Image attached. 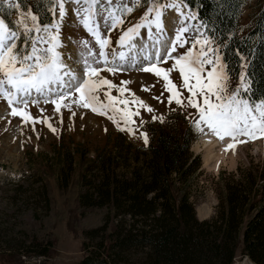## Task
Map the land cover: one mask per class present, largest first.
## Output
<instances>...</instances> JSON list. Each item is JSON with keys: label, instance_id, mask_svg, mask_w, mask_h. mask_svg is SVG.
Returning <instances> with one entry per match:
<instances>
[{"label": "rangeland", "instance_id": "obj_1", "mask_svg": "<svg viewBox=\"0 0 264 264\" xmlns=\"http://www.w3.org/2000/svg\"><path fill=\"white\" fill-rule=\"evenodd\" d=\"M0 2L13 8L9 17L12 24L8 23L12 26L9 28L21 33L18 47L23 46L24 26L32 25L28 16L29 11H25L20 5L18 8L13 7L14 4L18 5L14 0H0ZM122 2L132 6L133 0H122ZM243 2L237 31L240 34L247 31L252 16L262 0H243ZM65 7L67 18L61 29V41L64 46L60 51L63 53V59L69 60L70 66L78 72V75H82L84 65L80 55L83 51L81 41H88L93 51H98V45L94 37L78 23V17L73 11L76 5L68 3ZM0 9L3 8L0 7ZM146 9L147 5L136 7L132 13L123 18L124 23L115 30L101 28L102 35H107L111 40L110 47L106 49L109 52L110 61L113 50L117 53L128 51L127 47L121 48L117 41L127 28L140 21ZM184 11L187 12L188 9L184 8ZM170 12L175 14V20H179L175 10L169 9L165 15ZM57 17L58 12L53 19ZM0 20L5 22L1 12ZM188 24L197 25L194 20L188 21ZM175 26L174 23L170 31H167L164 26V32L159 34L160 39L173 38ZM166 31L169 33L167 36ZM151 35H158L154 27ZM185 35L190 37L194 33ZM133 40H138V48L132 53L138 60L146 55L145 51L155 52L156 50V47L152 45L154 40L150 38L148 28L140 29V35L133 37ZM140 45L147 47L141 49ZM189 47H191V41L183 48L178 47L173 56L177 53H185ZM28 50L30 51V47ZM77 61L81 62L77 63ZM89 62L91 63L90 58ZM116 63L122 62L117 58ZM174 63V60H169L158 67L168 69ZM93 66L102 67L103 65L94 64ZM145 66H148L147 62ZM100 77L108 79L117 86L111 89V95L116 97L117 101L123 99L129 102L126 109L125 105L118 102L117 107L126 111H139L138 116H132V120L135 121L129 125L133 129L132 132L127 128L124 131L119 130L113 120L108 118V115H112L111 112L108 115H99L90 108L73 105L71 111L61 107L60 113H57L54 111L55 105L45 104L43 99L38 104H30L26 111L33 118L40 120L44 117L51 118L49 122L56 131L53 132L44 122L36 123L34 127L31 123L22 125V117L11 116V107L0 97V259L2 264H37L40 260L41 263L47 264H77L86 251L82 245L83 230L97 227L104 219L102 209L82 213L83 210L78 202V196L83 190L81 178L89 177L91 173L97 171L100 162V158L97 159V157H102L108 152L115 154V165L118 171L122 169L127 171L129 169L127 163L133 167L140 166L147 156L150 158V147L154 145L161 131L173 135L183 131L190 139L188 153L192 156L191 159H199L195 173L188 175L187 180L190 200L194 202L196 216L199 219L209 218L218 210L225 181L238 180L245 185L246 178L254 177L258 183L255 190L259 194L257 196L251 194V197L253 201H257L260 197L261 185L264 182L258 175L260 171H264V138L237 144L234 159L229 158L230 152L227 151L225 159L217 168L206 165L204 152L196 150L194 145L203 137L216 136L206 127L204 133L198 132L195 127L199 119V107L193 108L188 105L187 101L191 94L183 87L184 81L179 68L169 73V79L176 86L175 91L178 93V97H173L171 103H169V97L172 93L165 89L166 82L163 76L157 77L154 72L139 71L136 67L123 64V67L115 74L104 70L100 72ZM238 80L239 78L236 81L231 78L232 86H235ZM122 81L129 83L122 85ZM189 83L192 84L194 81ZM120 87L126 89L123 95L118 90ZM145 88L148 90H143ZM107 91L108 88L105 85L98 92L100 100L104 103H107L105 96ZM73 95L75 98L79 97V93ZM33 97H38V94L33 93ZM176 98L182 100V105L175 102ZM135 99L143 101L154 111L148 112L145 107L133 103ZM196 99L199 104H202L199 96ZM67 102L71 103V99ZM41 109L44 111L41 112ZM72 112H75V115H72ZM154 116L158 119L153 120ZM117 119H119L118 116ZM120 126L125 127L122 121ZM142 133L147 134V143ZM241 139L246 138L241 137ZM65 175L68 177V182L63 187ZM44 191L50 201H47ZM24 232L30 236H36L42 243H51L50 256H27L23 252L24 248H20L23 239L27 238L24 237ZM241 244L239 243L236 250L234 264H254L248 257L242 255ZM10 251L19 253V256L13 259ZM23 254L25 256H22Z\"/></svg>", "mask_w": 264, "mask_h": 264}, {"label": "trees", "instance_id": "obj_2", "mask_svg": "<svg viewBox=\"0 0 264 264\" xmlns=\"http://www.w3.org/2000/svg\"><path fill=\"white\" fill-rule=\"evenodd\" d=\"M16 2L38 14L41 25L53 20L47 0ZM185 3L205 25L204 32L219 49L232 80L243 72L251 94L256 98L264 94V0L242 34L237 31L243 0ZM0 7L6 24H12L13 8L2 2ZM189 144L183 131L174 135L161 131L150 147V158L140 166L127 163V171L117 170L113 152L97 157V171L80 180L83 190L78 202L82 213L104 210V219L97 227L83 230L86 251L77 264H234L239 243L242 255L264 264V184L253 201L251 194H259L257 179L246 178L245 185L225 181L218 210L199 219L187 185L199 159H191ZM258 177L264 182V171ZM64 178L63 187L68 182L67 175ZM46 199L50 201L48 195ZM24 237L20 248L25 254L50 256L51 243L25 232ZM9 253L13 259L19 256Z\"/></svg>", "mask_w": 264, "mask_h": 264}, {"label": "snow or ice", "instance_id": "obj_3", "mask_svg": "<svg viewBox=\"0 0 264 264\" xmlns=\"http://www.w3.org/2000/svg\"><path fill=\"white\" fill-rule=\"evenodd\" d=\"M47 3L48 10L54 17L58 12V17L41 25L39 15L29 11L32 25L24 26L23 46L18 47L17 43L21 33L11 30L0 20V97L11 107V116L22 117V125L31 123L34 127L36 123L44 122L53 132L56 131L49 122L51 118L44 117L40 120L33 118L26 111L30 104H38L43 99L45 104L55 105L54 111L57 113H60L61 107L71 111L73 105L90 108L99 115H108L111 112L112 115H108V118L113 120L119 130L124 131L127 128L132 132L133 129L129 125L135 123L132 116H138L139 111H126L129 102L123 99L117 101V98L111 95V89L117 86L100 77L101 71L107 70L115 74L123 64H127L128 67H136L139 71L154 72L157 77L163 76L165 89L172 93L169 103L173 97H178L176 86L169 79V73L179 68L184 81L183 87L191 94L188 105L199 107V119L195 127L200 133H204L206 127L221 141L228 138L231 142L226 145L224 151L234 150L239 143L264 138V94L258 98L251 94L250 83L243 72L238 83L232 86L230 74L219 49L214 47V41L201 31L205 25L188 24V21L196 20L198 14L191 9L184 11V8L188 7L185 0H133L132 6H127L122 0H47ZM68 3L76 5L73 11L78 17V23L94 37L98 45V51H93L88 41H81L83 51L80 55L84 65L82 75H78L65 63L63 53L59 51L64 46L61 41V29L67 18L65 5ZM145 5L147 9L140 21L127 28L117 41L121 48L127 47L128 51L117 53L113 50L110 61L106 49L110 47L111 40L107 35H102L101 28L115 30L124 23L125 16L132 13L136 7ZM13 7L18 8L19 5L14 4ZM169 9L177 12L179 20L175 22L174 37L161 40L159 34L164 32L163 17ZM153 27L158 35H151ZM142 28L150 30V38L159 47H156L151 56L144 55L138 60L137 56L132 54L138 47L132 40L140 35ZM187 33L194 35L189 37L185 35ZM190 41L191 47L186 49L185 53L173 56L178 47L183 48ZM139 47L142 49L143 45ZM117 58L121 64L116 63ZM169 60L175 61L171 68L158 67ZM145 62L148 66H145ZM94 64L103 66L94 67ZM189 81L194 83L190 84ZM121 83L126 85L129 82ZM105 85L108 88L105 92L107 103L102 102L98 95ZM118 90L123 95L126 89L120 87ZM33 93L38 94V97L34 98ZM74 93H79V97L75 98ZM198 96L202 99V104L198 103ZM69 99L71 103L67 102ZM117 102L125 105V109L117 107ZM175 102L182 105L180 98H176ZM133 103L145 107L148 112L154 111L141 100L135 99ZM43 111L41 109V112ZM72 115H75V112H72ZM156 119L158 117L154 116L153 120ZM160 119L163 122L162 118ZM120 121L125 127L120 126ZM142 135L147 143V134Z\"/></svg>", "mask_w": 264, "mask_h": 264}, {"label": "bare ground", "instance_id": "obj_4", "mask_svg": "<svg viewBox=\"0 0 264 264\" xmlns=\"http://www.w3.org/2000/svg\"><path fill=\"white\" fill-rule=\"evenodd\" d=\"M174 15L175 14H173L172 12H170V13H168L167 15H165L163 17V23H164V26L167 29V31H170V29L174 26V23L177 21V20H175V16ZM23 22H24V20H23ZM167 31H166V34H165L166 36L169 34V33H167ZM163 40H166V38L164 37ZM132 43L137 44L138 43V40L137 41L132 40ZM153 43H152L153 47H157V45H155ZM137 45H139V44H137ZM146 47L147 46L144 45L143 48H146ZM158 47H159V45H158ZM59 51H60V49H59ZM149 52H151V51H145L144 54L146 53V55L151 56L154 53L153 51L151 52V54ZM64 61H65V63H67L70 66L69 60L68 61L67 60H64ZM76 73H78V72H76ZM230 142L231 141L228 138H225V140L220 141L219 138L214 137L212 135H209L207 137H203L199 142H197L194 145V148L196 150H201V151L204 152V163L206 165H208V166L211 165V166L217 168V166L221 162H223V160L225 159L226 151H224V149H225L226 145L228 143H230ZM236 148L237 147H235V149ZM235 149L228 151V152H230L229 153V158L230 159H234Z\"/></svg>", "mask_w": 264, "mask_h": 264}]
</instances>
